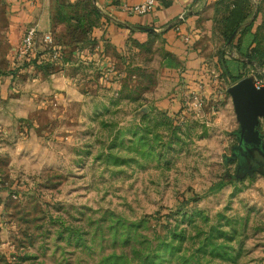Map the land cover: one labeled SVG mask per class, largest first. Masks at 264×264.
Listing matches in <instances>:
<instances>
[{
  "label": "rangeland",
  "instance_id": "obj_1",
  "mask_svg": "<svg viewBox=\"0 0 264 264\" xmlns=\"http://www.w3.org/2000/svg\"><path fill=\"white\" fill-rule=\"evenodd\" d=\"M247 3L262 59L243 75L259 77L264 0ZM99 14L93 0H50L52 39L33 50L49 57L32 66L17 45L0 64V78L31 67L10 84L34 96L22 110L0 97V264H264V164L238 163L231 80L210 57L208 89L158 108L154 41L141 63L130 49L87 70Z\"/></svg>",
  "mask_w": 264,
  "mask_h": 264
},
{
  "label": "crops",
  "instance_id": "obj_2",
  "mask_svg": "<svg viewBox=\"0 0 264 264\" xmlns=\"http://www.w3.org/2000/svg\"><path fill=\"white\" fill-rule=\"evenodd\" d=\"M136 1L138 0H93L100 13V22L91 29L90 36L94 39V43L92 51L85 53V58L90 61L87 62L89 64L87 70L98 68L105 60H117L118 55L122 57L121 54L129 53L130 49L133 50L132 54L140 58L136 63H141L144 46L149 41H154V51H156L154 54L157 55L154 59L159 61L158 73L161 80L156 92H152L150 101L158 108L170 112L179 106V97L182 96L180 90L183 91V87L186 91L195 87L197 83L204 82L208 89L207 72L210 68V57L215 61L213 63L217 69L215 50L218 40L223 43L222 17L228 12L233 2L232 0H159L151 11L145 13L130 12L124 8L125 4ZM49 8L50 0H0L2 69L12 66L11 55L16 46L21 43L22 34L27 26L33 24L39 32L49 31ZM255 13L256 11L253 15ZM248 18L251 19V15ZM233 32L235 34L236 30ZM231 38H228V41ZM221 47L239 55L235 46L224 44ZM39 50L37 48L31 56L32 66L39 57L43 61L50 55L49 51ZM82 50L83 48H79L78 60L84 57ZM83 62L75 68L82 73ZM61 65L64 68L67 66L64 63ZM23 67L19 66L0 78V97L10 99V103H13L12 107L19 110L24 107L22 100L27 101V108L32 106L34 100V96L26 92L20 94L13 92L10 84V81H13L12 76L19 78L21 69H31V67ZM88 75L91 74L88 73ZM221 81L222 79H219V82ZM235 81H231L228 85ZM29 82L32 84L34 81L29 79ZM218 94L222 95L221 91ZM2 110L5 109L1 105L0 112ZM234 116L237 126L233 133L237 141L233 143V146L237 150L239 165L253 168V166L264 164V156L263 160L257 156V152L264 150V141H262L264 121L260 117L259 123L254 125L258 128L257 133L251 132L249 128H245L242 133L235 111ZM258 135L261 137L259 138Z\"/></svg>",
  "mask_w": 264,
  "mask_h": 264
},
{
  "label": "trees",
  "instance_id": "obj_3",
  "mask_svg": "<svg viewBox=\"0 0 264 264\" xmlns=\"http://www.w3.org/2000/svg\"><path fill=\"white\" fill-rule=\"evenodd\" d=\"M233 4L228 9V12L222 17L223 43L235 46V50L239 55L231 53L224 47H219L216 51V65L219 74L228 78L231 81L237 80L243 75V67L247 64L248 59L253 58L261 62V52L258 46V27L261 22H256L258 11L248 18L247 5L249 0H232ZM247 19V20H246ZM233 37L228 41L229 36L235 31ZM239 32V35L237 33ZM237 35V36H236ZM41 57L37 62H41ZM227 91V88L224 89Z\"/></svg>",
  "mask_w": 264,
  "mask_h": 264
},
{
  "label": "water",
  "instance_id": "obj_4",
  "mask_svg": "<svg viewBox=\"0 0 264 264\" xmlns=\"http://www.w3.org/2000/svg\"><path fill=\"white\" fill-rule=\"evenodd\" d=\"M253 81V76L245 75L227 86L242 133L245 128L257 133L258 128L254 125L259 123L260 117L264 121V85L256 86Z\"/></svg>",
  "mask_w": 264,
  "mask_h": 264
},
{
  "label": "built area",
  "instance_id": "obj_5",
  "mask_svg": "<svg viewBox=\"0 0 264 264\" xmlns=\"http://www.w3.org/2000/svg\"><path fill=\"white\" fill-rule=\"evenodd\" d=\"M159 2V0H138L136 2L125 4L124 8L130 12L136 13H145L151 11ZM43 41H50L52 39L51 33L49 31L39 32L35 25H29L25 28L22 37L21 43L18 46V54H30L36 47L38 39ZM255 85L261 86L264 84V75L262 76H253Z\"/></svg>",
  "mask_w": 264,
  "mask_h": 264
}]
</instances>
